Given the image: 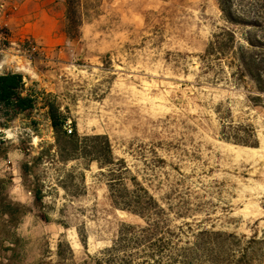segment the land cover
Masks as SVG:
<instances>
[{
  "label": "rangeland",
  "instance_id": "rangeland-1",
  "mask_svg": "<svg viewBox=\"0 0 264 264\" xmlns=\"http://www.w3.org/2000/svg\"><path fill=\"white\" fill-rule=\"evenodd\" d=\"M94 3L69 39L65 0H0V75H21L34 99L0 112V199L19 205L14 218L0 215V264H102L120 223H143L112 205L105 169L57 161L52 102L64 131L108 137L124 183L144 187L172 228L231 234L216 257L264 264V110L224 66L204 68L224 25L216 0ZM222 121L250 126L258 145L222 139Z\"/></svg>",
  "mask_w": 264,
  "mask_h": 264
},
{
  "label": "trees",
  "instance_id": "trees-1",
  "mask_svg": "<svg viewBox=\"0 0 264 264\" xmlns=\"http://www.w3.org/2000/svg\"><path fill=\"white\" fill-rule=\"evenodd\" d=\"M95 1L65 0L63 31L69 39L79 36L80 27L92 17ZM216 2L224 25L213 34L201 56L204 68L217 67L219 72H224V66L229 79L250 91L249 101L264 110V0ZM21 87V75H0V112L3 115L33 107L34 99L23 96ZM47 107L55 134L57 161L63 164L82 161L86 166L96 163L99 169H105L112 205L143 222L120 223L111 246L102 252V264H227L225 259L216 257L214 251L216 245L229 238L236 239L235 236L204 229L193 232L188 223L184 225L186 230L183 226L172 228L165 209L144 187L134 179H131V188L124 183L128 169L123 159L114 157L106 135L79 136L73 130L67 135L63 130L67 119L58 105L52 102ZM222 139L245 147L258 145L250 126L233 127L223 123ZM79 176L83 179L82 174ZM7 182H11L10 179ZM5 184V180H0V189ZM62 188L69 191L66 185ZM33 196L36 202L41 201L40 193L34 192ZM18 211V204L0 199V215L14 218ZM246 259L247 254L242 253L234 263L244 264Z\"/></svg>",
  "mask_w": 264,
  "mask_h": 264
},
{
  "label": "bare ground",
  "instance_id": "bare-ground-1",
  "mask_svg": "<svg viewBox=\"0 0 264 264\" xmlns=\"http://www.w3.org/2000/svg\"><path fill=\"white\" fill-rule=\"evenodd\" d=\"M19 69H21V70H25L26 69L27 71H29V69H27L25 65L19 66Z\"/></svg>",
  "mask_w": 264,
  "mask_h": 264
},
{
  "label": "built area",
  "instance_id": "built-area-1",
  "mask_svg": "<svg viewBox=\"0 0 264 264\" xmlns=\"http://www.w3.org/2000/svg\"><path fill=\"white\" fill-rule=\"evenodd\" d=\"M65 132L67 133V135L71 134L72 130L71 129H65Z\"/></svg>",
  "mask_w": 264,
  "mask_h": 264
}]
</instances>
